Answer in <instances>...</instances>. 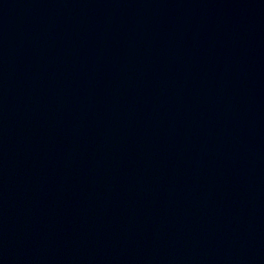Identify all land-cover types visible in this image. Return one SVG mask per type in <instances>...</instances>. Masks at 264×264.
Returning <instances> with one entry per match:
<instances>
[{
  "label": "water",
  "instance_id": "obj_1",
  "mask_svg": "<svg viewBox=\"0 0 264 264\" xmlns=\"http://www.w3.org/2000/svg\"><path fill=\"white\" fill-rule=\"evenodd\" d=\"M0 264H264V0H0Z\"/></svg>",
  "mask_w": 264,
  "mask_h": 264
}]
</instances>
